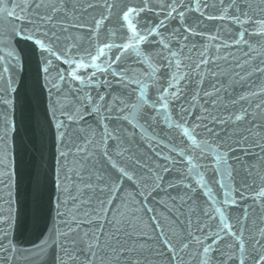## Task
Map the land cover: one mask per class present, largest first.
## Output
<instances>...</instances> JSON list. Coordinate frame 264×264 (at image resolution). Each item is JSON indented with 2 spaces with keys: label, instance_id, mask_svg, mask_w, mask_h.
Here are the masks:
<instances>
[{
  "label": "snow or ice",
  "instance_id": "1",
  "mask_svg": "<svg viewBox=\"0 0 264 264\" xmlns=\"http://www.w3.org/2000/svg\"><path fill=\"white\" fill-rule=\"evenodd\" d=\"M260 55L264 0H0V264H264Z\"/></svg>",
  "mask_w": 264,
  "mask_h": 264
},
{
  "label": "water",
  "instance_id": "2",
  "mask_svg": "<svg viewBox=\"0 0 264 264\" xmlns=\"http://www.w3.org/2000/svg\"><path fill=\"white\" fill-rule=\"evenodd\" d=\"M252 3H255V4H259L260 0H251ZM207 24V27L208 28H211L212 30H215V26L217 24H220L219 21H210V22H206ZM221 27H224L223 24H221ZM229 27H233L231 25H229ZM248 37L246 36V39ZM251 40L254 42V43H259L261 41V38L258 37V36H252L251 37ZM197 43L199 42V39L197 38ZM260 49L258 48V51ZM260 60H264V55H260V56H257V62H259ZM251 81H252V84H260L262 82H264V77L260 76L259 74H256L254 75L252 78H251ZM252 90H255V88H253ZM261 100H264V96H257L256 98H253V104L255 103H259ZM87 119V118H86ZM6 192L7 190H2L0 191V196L3 197V199L7 200L8 197L6 195ZM6 207V206H5ZM46 230V229H45ZM12 235L15 236L16 233L14 231H12ZM24 247H29L28 244H25L23 245ZM54 257H55V253H52L50 255H48L47 257H37V256H31L29 257L28 259L26 260H22L19 262V264H54ZM65 264H71V262H65Z\"/></svg>",
  "mask_w": 264,
  "mask_h": 264
}]
</instances>
